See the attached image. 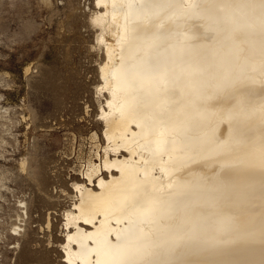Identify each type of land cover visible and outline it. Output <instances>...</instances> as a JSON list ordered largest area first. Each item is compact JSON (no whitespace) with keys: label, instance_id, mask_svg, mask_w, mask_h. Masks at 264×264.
Wrapping results in <instances>:
<instances>
[{"label":"bare ground","instance_id":"6f19581e","mask_svg":"<svg viewBox=\"0 0 264 264\" xmlns=\"http://www.w3.org/2000/svg\"><path fill=\"white\" fill-rule=\"evenodd\" d=\"M91 11L104 145L73 170L57 264H264V0Z\"/></svg>","mask_w":264,"mask_h":264},{"label":"rangeland","instance_id":"374dc122","mask_svg":"<svg viewBox=\"0 0 264 264\" xmlns=\"http://www.w3.org/2000/svg\"><path fill=\"white\" fill-rule=\"evenodd\" d=\"M93 1L0 0V264L59 263L73 170L84 166L92 133L104 145L94 91L102 56L88 22Z\"/></svg>","mask_w":264,"mask_h":264}]
</instances>
